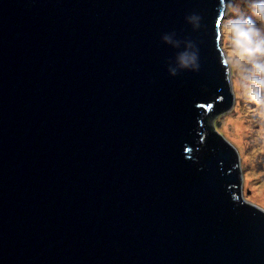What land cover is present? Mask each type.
I'll return each instance as SVG.
<instances>
[{
	"label": "water",
	"instance_id": "1",
	"mask_svg": "<svg viewBox=\"0 0 264 264\" xmlns=\"http://www.w3.org/2000/svg\"><path fill=\"white\" fill-rule=\"evenodd\" d=\"M217 3L0 0V264H264V211L213 124L234 102ZM173 29L199 71L168 72Z\"/></svg>",
	"mask_w": 264,
	"mask_h": 264
},
{
	"label": "clouds",
	"instance_id": "2",
	"mask_svg": "<svg viewBox=\"0 0 264 264\" xmlns=\"http://www.w3.org/2000/svg\"><path fill=\"white\" fill-rule=\"evenodd\" d=\"M215 8L216 39L222 48L223 80L237 91L246 105L252 102L256 116L264 119V0H218ZM185 20L194 29L204 26L200 12L186 14ZM161 39L176 46L174 56L167 62L170 74L175 75L185 69L200 70V45L196 40L179 36L175 29L161 33ZM197 131L200 142L194 146L193 152L201 148L208 133L206 130ZM231 195L236 198L234 191ZM240 202L245 201L240 199ZM257 208L264 211V207Z\"/></svg>",
	"mask_w": 264,
	"mask_h": 264
},
{
	"label": "rangeland",
	"instance_id": "3",
	"mask_svg": "<svg viewBox=\"0 0 264 264\" xmlns=\"http://www.w3.org/2000/svg\"><path fill=\"white\" fill-rule=\"evenodd\" d=\"M232 89V107L218 114L213 124L239 154L242 198L264 207V119L256 116L252 102L246 105Z\"/></svg>",
	"mask_w": 264,
	"mask_h": 264
},
{
	"label": "trees",
	"instance_id": "4",
	"mask_svg": "<svg viewBox=\"0 0 264 264\" xmlns=\"http://www.w3.org/2000/svg\"><path fill=\"white\" fill-rule=\"evenodd\" d=\"M221 111H223V109L222 110H220L219 112H221ZM219 112H217V113H219ZM216 113V114H217ZM213 115V112L211 111V112H207V114L204 116V118L202 119V121H203V126L205 127V129L207 130V131H209V132H211V131H213V129H212V127L211 126H209L210 124H208V123H210V117ZM215 131V130H214ZM216 132V131H215ZM217 133V132H216ZM219 134V133H218Z\"/></svg>",
	"mask_w": 264,
	"mask_h": 264
}]
</instances>
